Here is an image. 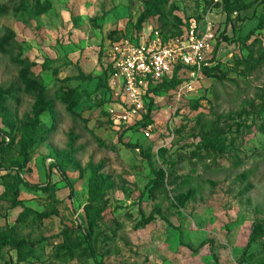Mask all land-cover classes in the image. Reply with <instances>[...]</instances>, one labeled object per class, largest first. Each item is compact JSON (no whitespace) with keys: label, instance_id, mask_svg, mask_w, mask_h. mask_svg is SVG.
Returning <instances> with one entry per match:
<instances>
[{"label":"rangeland","instance_id":"1","mask_svg":"<svg viewBox=\"0 0 264 264\" xmlns=\"http://www.w3.org/2000/svg\"><path fill=\"white\" fill-rule=\"evenodd\" d=\"M47 1L51 9L33 17L13 12L26 0H0L8 8L0 37L15 38L0 54V89L13 90L0 106V145L13 140L0 166L19 160L16 144L34 119L36 92L20 78L23 61L54 110L39 117L34 127L52 131L36 137L43 140L27 151L19 173L48 191L20 187L19 199L37 213H56L41 224L33 217L17 224L21 209L10 208L0 186V235L12 229L17 240L38 241L34 258L19 262L4 248L0 264H264V61L252 73L243 62L264 53V30H255L264 0H240L250 7L232 12L227 27L217 0H165L162 20L151 15L139 29L150 0ZM189 21L200 32L210 22L212 51L218 45L212 65L223 79L201 76L191 93L157 94L144 129L114 124L109 112L122 98L108 67L115 44L108 33L168 39ZM135 144L148 160L126 147ZM87 206L99 223L92 253L75 231L88 230Z\"/></svg>","mask_w":264,"mask_h":264},{"label":"trees","instance_id":"2","mask_svg":"<svg viewBox=\"0 0 264 264\" xmlns=\"http://www.w3.org/2000/svg\"><path fill=\"white\" fill-rule=\"evenodd\" d=\"M27 2L21 3L18 7L13 9V12H21L24 13L26 11L29 12V14L33 17L41 16L45 13H47L51 9V4L47 0H26ZM221 4V11L223 14V20L225 27L229 26L231 24V14L232 12L236 11H243L247 10L250 5L244 4L242 1L238 0L235 4L232 3L231 0H217L216 4ZM165 0H150V4L147 6L146 10L138 17L135 27L140 28L141 25L146 21L149 16L157 14L159 20H162V14H161V8L164 6ZM8 12V8L5 4L0 3V17L5 16ZM191 22L189 21V24ZM189 24L185 23L183 29H176V31L173 33L172 38L180 36L184 30H186L189 26ZM255 30H264V12L258 19V24L256 26ZM121 34V31H110L107 35V38L112 40L113 42L117 43L124 38H119V35ZM253 34V32H251ZM223 36V34H220V37ZM164 41H167L168 39L163 38ZM224 40H227L224 38ZM15 41L14 35L10 32H6L2 37H0V54L6 55L8 52V48L11 46V43ZM217 43L213 48V51L211 53V57L209 59V62L211 63V66L208 68H204L202 71L203 77L206 78H212V77H218L220 79H223V76L219 73L218 65L213 66L212 63L214 62V55L217 51ZM264 61V53H261L258 59L254 60L252 53H248L247 58L244 59V69L248 70V73H252L256 67ZM18 66L21 68L20 70V78L22 81H24V84H28L29 87H31L36 92V101L33 107V113H34V119L32 120L31 124L26 127L24 136L17 142V155L19 157V160L15 163H12L10 165H7L6 167L0 166V186L3 187L4 193L8 196V198H11L10 202V208H20L21 212L18 214V216L15 219V223L17 224H26L27 220L30 217H33V220L41 224L43 221L50 219L53 215L56 213L54 211L50 212H43V213H37L23 205L21 200L19 199V188H27L32 191H43L47 192L48 187L47 185H30L27 182L23 181L19 173L25 169L27 164V151L31 149L35 144L41 142L43 139L42 137L37 139V136H44L51 133V127L48 129H45L44 127L40 126L38 128H35L34 126L37 124L39 117L44 113L52 114L54 110V106L51 101L47 100L44 89L38 84L37 81L29 80L28 74L29 71L27 68H25V64L23 61H18ZM108 67L111 71V67L108 64ZM112 72V71H111ZM80 78H90L89 76L85 77L83 74L79 75ZM78 77V78H79ZM68 79H65L67 81ZM184 81L183 78H181V75L179 74V67L175 68L171 74L170 77L163 79L161 82L155 83V84H149L148 88L145 93V97L147 98V104L145 107V110L140 113V115L137 117L135 122H131L128 125V128L126 130H141L144 129L150 120L151 113L153 111V104H154V96L160 93H164L167 91H173L178 88L179 85ZM13 94V90H3L0 89V106L5 105L6 100L8 98V95ZM62 96L64 99L69 100V104L71 107L75 106V101L71 95V92L69 90H66L62 93ZM10 144H4L2 143L0 145V154H3L6 152V150H11L13 147L11 146L13 143V140L11 139ZM127 148L138 150L140 154L145 159H149V156L145 153L144 149L135 144V145H126ZM1 171H4V174H1ZM52 169L49 170L51 172ZM154 176L157 179L160 178V174L156 171H152ZM59 174L61 176V180L66 184L67 188H69L70 192L72 191V186L67 179L65 172L59 168ZM48 175V173H46ZM48 177V176H47ZM96 181H100L99 178L96 179ZM154 182V183H156ZM149 186L146 185L145 189ZM71 197V194L69 193L68 198ZM84 213L86 218L88 219V230L84 229L82 226H78L75 231L82 233L84 237V242L87 243L88 249L90 253H92V245L93 242L96 241L98 237V227L99 223L96 219L91 218V209L89 206L85 207ZM151 216L144 219L143 224L146 225L150 222ZM261 226V224H259ZM10 231L7 234L0 235V250H3L4 248H8L11 251H14L16 254L17 259L19 262H23L26 259L34 258V248L38 244L37 242H27L23 240H17L14 236V233L12 229H9ZM96 230V234L94 231ZM68 231V229L64 228L61 231L62 236H64ZM40 242V241H39ZM68 254H71V250L68 249ZM93 256V254H92ZM95 264H101L97 263L96 259L94 258Z\"/></svg>","mask_w":264,"mask_h":264},{"label":"built area","instance_id":"3","mask_svg":"<svg viewBox=\"0 0 264 264\" xmlns=\"http://www.w3.org/2000/svg\"><path fill=\"white\" fill-rule=\"evenodd\" d=\"M211 38L210 22L201 32L196 23L191 22L180 36L167 41L157 34H139L113 44L108 64L118 83L117 95L122 100L116 110H110L111 121L125 126L135 122L145 110L148 85L170 77L177 67L184 81L176 91L179 94L193 92L203 69L211 66Z\"/></svg>","mask_w":264,"mask_h":264}]
</instances>
